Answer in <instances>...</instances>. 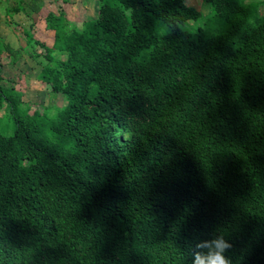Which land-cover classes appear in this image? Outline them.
Instances as JSON below:
<instances>
[{"label":"trees","instance_id":"obj_1","mask_svg":"<svg viewBox=\"0 0 264 264\" xmlns=\"http://www.w3.org/2000/svg\"><path fill=\"white\" fill-rule=\"evenodd\" d=\"M42 1L0 0L2 23ZM101 1L78 26L47 12L49 47L31 22L22 47L0 37V264H194L215 234L264 264V15ZM24 56L62 107L28 115L1 76Z\"/></svg>","mask_w":264,"mask_h":264},{"label":"rangeland","instance_id":"obj_2","mask_svg":"<svg viewBox=\"0 0 264 264\" xmlns=\"http://www.w3.org/2000/svg\"><path fill=\"white\" fill-rule=\"evenodd\" d=\"M186 4L190 0H183ZM193 7L200 13L199 24H202L208 20L211 16L210 8L203 4L201 0H192ZM250 9H255L258 4H262L264 0H242ZM41 9L37 15L30 14V19H26L22 15L14 16L16 26L6 27L2 23L1 15L4 4L0 6V37L10 44L11 47L23 46V38L21 36V29L26 28L28 24L33 23L32 34L34 39L43 43L49 47L52 43V33L44 29L43 16L47 12L56 13L60 9L65 16V19L72 22L75 25H79L81 22L93 19L101 11V0H66L65 3L51 2V0H43L41 3ZM187 5V4H186ZM193 27L194 24L190 23ZM36 53L41 54L43 50L36 47ZM44 63L41 57L32 61L25 56L22 57L14 66L4 65L1 67V76L4 80L12 83L14 89L18 90L22 94L23 101H29L31 107L29 108L28 115L35 110L42 111V108L48 106L62 107L65 103L63 97L59 95H52L49 92V86L42 84L36 79L40 66ZM5 111H0V117H3ZM5 123V121H4Z\"/></svg>","mask_w":264,"mask_h":264},{"label":"clouds","instance_id":"obj_3","mask_svg":"<svg viewBox=\"0 0 264 264\" xmlns=\"http://www.w3.org/2000/svg\"><path fill=\"white\" fill-rule=\"evenodd\" d=\"M231 245L220 235H209L197 242L194 264H230L225 253Z\"/></svg>","mask_w":264,"mask_h":264},{"label":"crops","instance_id":"obj_4","mask_svg":"<svg viewBox=\"0 0 264 264\" xmlns=\"http://www.w3.org/2000/svg\"><path fill=\"white\" fill-rule=\"evenodd\" d=\"M259 1H261V0H259ZM186 4H187L188 6H190V4H193V1L190 0V1H188ZM256 15H257L258 17H261V16L264 15V1H263L262 4H258V6L256 7Z\"/></svg>","mask_w":264,"mask_h":264}]
</instances>
